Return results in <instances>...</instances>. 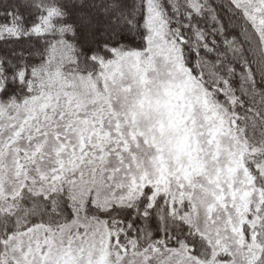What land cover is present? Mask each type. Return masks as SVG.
<instances>
[{
  "label": "rangeland",
  "instance_id": "1",
  "mask_svg": "<svg viewBox=\"0 0 264 264\" xmlns=\"http://www.w3.org/2000/svg\"><path fill=\"white\" fill-rule=\"evenodd\" d=\"M233 1L264 47V0ZM146 9L143 48L118 49L90 73L69 67V42H52L31 70L32 91L0 100L1 199L9 206L24 187L65 188L73 207L58 225L38 222L11 234L0 264H252L257 257L254 231L247 236L243 223L257 219L264 189L244 162L253 150L244 124L220 89L205 87L183 63L155 0ZM48 16L33 29L46 31ZM83 28L92 42L97 26ZM146 187L148 205L158 193L162 203L187 201L182 211L172 208L206 238L201 256L184 244L123 243L121 227L83 211L87 200L100 208L130 204Z\"/></svg>",
  "mask_w": 264,
  "mask_h": 264
},
{
  "label": "trees",
  "instance_id": "2",
  "mask_svg": "<svg viewBox=\"0 0 264 264\" xmlns=\"http://www.w3.org/2000/svg\"><path fill=\"white\" fill-rule=\"evenodd\" d=\"M147 1L151 0H0V100L18 101L32 91L31 70L46 57L52 42H69L74 55L69 67L90 73L118 49L143 48ZM155 2L180 44L183 63L205 87L219 88L236 121L244 124L246 145L253 149L244 162L255 185L264 189V47L258 30L233 0ZM47 13L49 28L35 31L33 26ZM93 25L97 28L91 42L83 26ZM147 190L130 204L107 208L87 200L83 211L121 227L118 239L123 243L136 238V247L184 244L201 256L208 248L206 238L172 208L177 203H162V193L148 205ZM8 200L9 206L0 197V254L11 234L38 222L58 225L73 213L65 188L44 193L24 187ZM187 205L184 200L178 210ZM256 215L252 224L243 223V229L247 236L254 231L260 246L252 264H264V198Z\"/></svg>",
  "mask_w": 264,
  "mask_h": 264
}]
</instances>
